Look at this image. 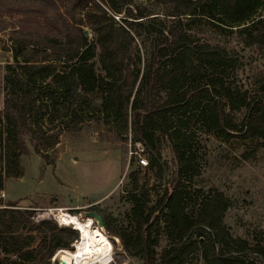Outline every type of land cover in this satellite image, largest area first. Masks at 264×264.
<instances>
[{"label":"trees","instance_id":"1","mask_svg":"<svg viewBox=\"0 0 264 264\" xmlns=\"http://www.w3.org/2000/svg\"><path fill=\"white\" fill-rule=\"evenodd\" d=\"M171 1L177 9L167 11L165 18L170 20H165L161 12L136 0H0V31L11 28L20 69L6 67L8 100L0 119L6 122L8 136L30 134L42 145L45 134L36 126L45 121L52 98L96 92L104 121L125 139L132 129L135 141L149 153L147 167L156 168L159 179L170 165L157 136L166 137L176 161L169 187L154 206L148 205L147 189L140 198L133 196L132 212L139 226L135 234H119L125 248L140 247L145 264H185L193 253L206 264H264V246L233 237L225 225L231 201L223 192L194 190L197 207L189 208L191 191L185 181L194 171L195 155L182 147L188 132L199 129L225 138L237 132L264 143V82L261 94L249 99L244 93L239 99L232 87L242 65L239 55H229L208 40L195 43L183 19L191 18L194 28L202 21L237 26L247 46H264V13H260L264 4L262 0ZM8 14L19 15L13 26L3 19ZM19 55L24 58L19 60ZM96 56L99 73L90 67ZM242 108L245 116L235 123V112ZM74 116L78 123L85 120L77 110ZM192 126L195 129L189 131ZM3 188L1 176L0 192ZM7 206L0 199V239L6 253L33 246L36 237L30 232L37 231L42 234L39 246L48 245L43 263L51 264L60 249L72 250L80 238L74 227H60L49 219L35 223V210ZM164 238L169 244L159 249Z\"/></svg>","mask_w":264,"mask_h":264},{"label":"rangeland","instance_id":"2","mask_svg":"<svg viewBox=\"0 0 264 264\" xmlns=\"http://www.w3.org/2000/svg\"><path fill=\"white\" fill-rule=\"evenodd\" d=\"M146 3L150 8L161 12V19L167 11L177 9L175 1L136 0ZM264 4V0H262ZM264 13V6L260 9ZM225 19L227 16L222 15ZM19 15H5L4 21L11 26ZM182 17H188L184 15ZM189 23V33L195 43L203 40L224 48L229 55H239L242 65L236 70L237 81L233 83L235 95L248 94L249 99L261 94L264 82V46H247L238 33L237 26L222 23L212 26L201 22L194 28L191 18H183ZM217 23L221 24L217 21ZM11 28L0 31V115L6 105L7 92L5 76L7 65L18 68L14 56L15 44ZM204 29L205 33L198 32ZM93 39V34H89ZM24 56L19 55L22 60ZM22 62V61H21ZM90 67L100 72L98 56ZM58 97V96H56ZM45 121L38 123L45 134L40 140L30 134L17 132L8 136L7 125L0 119V177L3 176L4 188L0 199L11 208L35 210L33 221L54 220L60 227H74L62 224L57 219V209L79 214L83 219L92 217L96 225L103 229L113 244V260L109 264H145L144 253L140 247L125 248L119 234H135L138 221L133 215L135 202L133 196L141 197L142 191L149 190V207L154 206L169 187L168 181L176 168L174 152L169 141L162 135L157 136L170 171L159 179L156 168L141 167L138 164V151L150 156L137 141L130 129L128 138L117 133V129L107 124L100 112L101 98L94 93L75 94L66 99L52 98ZM84 113L82 123L73 118L74 111ZM198 117V111L194 112ZM246 108L235 112V123L240 124ZM179 119L188 120L186 116ZM78 123V124H77ZM78 125V126H77ZM195 129L194 126H192ZM182 147L191 150L195 157L194 171L190 172L189 185L191 197L189 208H196L194 202L200 189L204 194L212 190L223 192L231 201L224 223L235 238H243L252 245L264 246V143L258 138H244L234 134L225 138L213 130L188 132ZM57 141L54 143V140ZM39 142V145H38ZM45 145V146H44ZM36 146L41 151L36 150ZM134 152V154H133ZM19 174H21L19 176ZM92 213L101 216L103 225ZM36 241L33 246L20 252L6 253L5 243L0 239V264H42L48 245L39 246L41 233L31 231ZM169 241L164 238L159 249L166 247ZM35 251H34V250ZM58 254V253H57ZM51 258L52 263L61 262L58 255ZM44 264V263H43ZM185 264H206L198 253L189 256Z\"/></svg>","mask_w":264,"mask_h":264},{"label":"bare ground","instance_id":"3","mask_svg":"<svg viewBox=\"0 0 264 264\" xmlns=\"http://www.w3.org/2000/svg\"><path fill=\"white\" fill-rule=\"evenodd\" d=\"M57 219L62 224L75 225L80 231V238L74 243L75 249H60L62 262L68 264H109L113 260V244L103 229L96 225L92 217L82 218L60 208L55 210Z\"/></svg>","mask_w":264,"mask_h":264},{"label":"built area","instance_id":"4","mask_svg":"<svg viewBox=\"0 0 264 264\" xmlns=\"http://www.w3.org/2000/svg\"><path fill=\"white\" fill-rule=\"evenodd\" d=\"M140 143V142H139ZM142 145V143H140ZM143 146V145H142ZM134 154V152H133ZM135 154L139 155L138 157V164L142 167H147L149 165V159L146 156H143L141 153L138 151H135ZM40 222V221H37Z\"/></svg>","mask_w":264,"mask_h":264},{"label":"water","instance_id":"5","mask_svg":"<svg viewBox=\"0 0 264 264\" xmlns=\"http://www.w3.org/2000/svg\"><path fill=\"white\" fill-rule=\"evenodd\" d=\"M87 34H88V32H87ZM92 214H93V216H95V217L98 219L99 224H100V225H103V222H102L101 216H100L99 214H97V213H92ZM74 228H76L75 225H74ZM76 229H77V228H76ZM78 230H79V229H78ZM79 232H80V231H79ZM80 235H81V233H80ZM75 246H76V245L73 244V249H72V250L75 249ZM57 253H58V252H57ZM57 253H56V254H57ZM56 254H55V255H56ZM55 264H68V263H66V262H62V261H61V262H59V263H58V262H55Z\"/></svg>","mask_w":264,"mask_h":264}]
</instances>
